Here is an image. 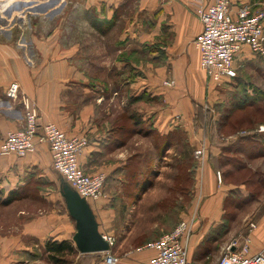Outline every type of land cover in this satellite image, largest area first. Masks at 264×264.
<instances>
[{"label":"crops","instance_id":"1","mask_svg":"<svg viewBox=\"0 0 264 264\" xmlns=\"http://www.w3.org/2000/svg\"><path fill=\"white\" fill-rule=\"evenodd\" d=\"M215 1L99 0L100 4L110 9L108 20L116 12L119 16L125 9L128 12L124 21L126 26L122 28V41L118 43L121 45L119 53L127 56L116 61L118 78L115 80H98L81 66L84 56L77 48L74 51L64 50L68 44L57 34L63 31V25H55L53 28L57 33L50 38L35 41L34 47L38 48L40 58L36 64L32 61V65L21 54L18 44L17 47L0 40V145L8 132L25 127L21 102L7 96L8 88L16 82L23 93L37 102L41 124L54 123L68 136L88 140L79 159L85 173H104L108 187L114 181L123 182L130 163L137 160L143 164L134 190L136 193L143 190L146 177L157 174L159 167L156 163L165 158L169 146L165 147V153L159 144L152 154L143 150L129 151L127 132L124 138L119 130L129 122L122 119L129 109V99H138L136 104L141 106V109L138 108L141 113L139 118L150 121L149 126L144 124L146 128L151 127L166 140L175 135L179 128L188 126L178 117L186 120L192 115L194 107L203 105L205 99H216L218 94L223 97L230 94L231 101L239 99L236 95L242 85L241 68L248 69L251 75L264 69L263 61L245 47L235 59L237 76L222 80L223 84H227L235 79L234 90L206 91L207 77L195 45V39L202 31L195 7L198 3L212 4ZM251 1L256 0H228L233 14L240 5H250ZM94 4H88V8L96 7ZM96 20L92 21V26L98 31ZM133 53L137 56L135 62L128 58ZM123 78L127 80L123 81ZM167 78L175 81L177 87L170 89L163 86L162 81ZM116 82H119V86ZM243 83L248 89L254 86L249 81ZM248 94L251 96L253 91L249 89ZM117 96H120L118 111L124 113L110 120L111 116H116L111 112H118L112 108V101ZM107 100L110 101L109 107L103 106ZM145 126L135 127L140 129ZM138 138L143 139L145 135ZM213 149L207 150V162L200 170V198L193 205L190 202V209L184 212L183 221L192 225L188 252L194 264H216L228 251H240L245 245H248L251 254L258 253L264 247V207L258 201L253 202L256 206L251 207L247 215L241 217L238 212L236 218L226 220L230 197L237 193L247 194L244 186L218 181L217 172L220 169L215 168L213 161L224 156V153L222 148ZM32 176L40 179L42 187L46 188L44 191L38 190V200L27 197L34 185ZM59 176L52 166L49 147L45 144H40L34 153L25 157L0 155V210L13 211L17 221L7 228V232H0V264H62L66 255H71V264H107L102 253L82 254L76 248L73 240L76 224L61 194L65 182ZM59 185L61 197L55 193L50 195L49 186L55 188ZM136 195L138 197L139 193ZM7 198L13 200L5 204ZM105 199L88 201L100 233L114 236L118 231L130 230L127 218L122 219L114 205L108 208V199ZM172 230L162 228L155 239ZM49 241H67L73 246L72 252L53 251L46 247ZM117 255L120 257L117 264H150L154 252L140 248L117 252Z\"/></svg>","mask_w":264,"mask_h":264},{"label":"rangeland","instance_id":"2","mask_svg":"<svg viewBox=\"0 0 264 264\" xmlns=\"http://www.w3.org/2000/svg\"><path fill=\"white\" fill-rule=\"evenodd\" d=\"M90 3H96L94 4L96 7L91 6L89 9L88 4ZM250 5L253 12L264 11V0L251 1ZM126 13L128 12L125 9L120 16L118 15L111 31L104 34L92 26L94 19L108 21L109 18L110 9L100 4L99 0H15L5 10L0 4V40L10 42L15 46L18 44L19 47H17L21 54L32 65V61L36 64L40 58L38 48L34 47L35 41L50 38L57 33L53 27L63 25V31L57 34L63 42L68 44L64 50L74 51L77 48L84 56L81 66L98 80L107 81L108 78L115 80L118 78L116 61L125 59L127 56L125 53H119L121 45L118 44L122 41V28L126 26L124 23L128 17ZM128 58L135 62L137 56L133 53L129 54ZM240 70L242 85L240 89H237L236 95L237 98L240 97L239 99L234 98L231 101L230 94H226L224 97L218 94L216 99L208 98L200 107L195 106L192 115L190 114L186 120H182L185 119L182 116L178 117H181L179 120L185 121L188 126L179 128L175 132L176 134L171 137L169 149L166 153L164 152L165 158L162 157L161 161L156 163L159 167L157 174L153 177L151 175V178L146 177L145 187L138 192V197L137 191L134 190V183L140 177L143 163L137 160L130 163L128 175L123 179V182L117 180L105 187L104 195L98 201L107 198L108 208L114 205L119 216L122 219L127 218L126 223H130V230L128 228L126 232L118 231L114 234V237L117 238L114 247L115 255L117 252L125 253L142 249L156 240V235L162 228L166 231L170 228L172 230L183 222L184 212L190 209V202L193 205L200 198L199 189L202 185L200 170L206 164L207 150L211 148L216 151L218 147L222 149L225 147L227 152L226 156L221 155L219 159L213 161L215 168L220 169L218 172L221 173L222 182L241 184L245 187L247 196L244 193H237L230 197L227 210L230 215H233L232 219L236 218L238 212L241 217L247 215L252 210L251 207L256 206V203H253L255 201L264 207V69H259L257 70L259 74L256 72L252 75L248 69L241 68ZM206 77V91L228 92L234 90L235 79L223 84L222 81H213L207 74ZM169 79L162 81L163 86L170 89L176 88L175 81ZM243 81L254 84L253 88H249L250 91H253L251 96L248 94L249 89L243 85ZM14 84L18 83L14 82ZM19 89L21 91V88ZM29 98L35 102L40 119L37 102L32 97L29 96ZM13 100L20 101L18 98ZM119 100L120 96H117L112 101V108L115 111L119 109ZM109 102L108 100L103 102V106L109 107ZM238 104L246 106L233 110ZM137 108L141 109V106L132 105L130 111ZM111 113L116 116H111L109 119L114 120L124 112L119 110L117 113L113 111ZM189 125L192 126V129ZM56 127L58 126L56 125ZM123 127L126 128L128 148L131 152L143 150L152 154L163 138L156 131H153V137L149 135L143 139L138 138L141 134L133 132L130 121L123 124ZM130 129L133 132L131 135L128 134ZM125 136L124 132L123 137L125 138ZM230 141L234 142L230 143ZM137 142L139 146H136ZM43 144L49 147L47 143ZM232 145L234 148H242L245 153L233 152L235 150L231 148L229 150L228 148ZM201 150H203V155L198 157L196 152ZM254 154L260 156L257 155L254 158ZM35 177H31V182L34 185L27 197L38 200L40 199L38 190L44 191L46 188L42 187L41 180ZM59 177L62 178L61 175ZM246 181L248 182L246 183ZM60 188V185L55 188L49 186L48 192L50 195L55 193L60 196ZM249 193L256 194L255 200L250 204L245 203V199L250 198ZM235 203L240 205L237 207L238 209L233 208ZM0 217L1 233L7 232V228L17 222L11 210L1 209ZM239 226L238 224V228ZM117 257L120 259L118 255ZM70 259H72L71 255H66L62 264H71Z\"/></svg>","mask_w":264,"mask_h":264},{"label":"built area","instance_id":"3","mask_svg":"<svg viewBox=\"0 0 264 264\" xmlns=\"http://www.w3.org/2000/svg\"><path fill=\"white\" fill-rule=\"evenodd\" d=\"M195 12L202 23L195 45L200 52L201 66L213 81L221 82L224 78L237 76L235 59L245 47L264 63V11L253 12L251 5L242 4L233 14L228 0H216L212 4L198 3ZM19 88L18 84H11L7 96L20 99L25 128L6 134L0 145V155L25 157L34 153L40 144L47 143L53 168L64 182L86 201L100 199L104 195L107 176L104 173L87 174L79 164L88 140L68 137L52 123L41 124L35 102ZM202 151L196 155H203ZM217 179L222 182L220 172ZM191 235L192 225L183 221L142 249L154 252L150 264H194L188 252ZM103 237L110 246L109 251L102 253L103 260L107 264H117L120 259L114 254L116 238L111 235ZM216 264H264V247L256 254L249 253L248 245L240 251H228Z\"/></svg>","mask_w":264,"mask_h":264},{"label":"water","instance_id":"4","mask_svg":"<svg viewBox=\"0 0 264 264\" xmlns=\"http://www.w3.org/2000/svg\"><path fill=\"white\" fill-rule=\"evenodd\" d=\"M69 215L76 224L73 237L78 251L82 254L104 253L110 246L99 231L96 217L85 199L79 196L67 183L61 188Z\"/></svg>","mask_w":264,"mask_h":264},{"label":"trees","instance_id":"5","mask_svg":"<svg viewBox=\"0 0 264 264\" xmlns=\"http://www.w3.org/2000/svg\"><path fill=\"white\" fill-rule=\"evenodd\" d=\"M117 17H118V14L116 12V13H114V16L110 20H108V21H101L100 19L99 20H96V24H97V27L100 30V32H102L104 34H107L108 32H110L111 29H112V27L115 24V21H116ZM126 61H127V59H126ZM125 80H127V79L123 78V81H125ZM116 84L119 86V82H116ZM129 100H130L129 101V103H130L129 104V109H128L127 112H125L122 115V119H125V120L130 121L131 126H132V124H134V127L132 126L133 132H135V133L138 132L139 134L145 135L147 137H149V135H152V137H153L154 136V133H153L154 130L150 129L151 127L149 129L146 128V126H149L150 125L149 124L150 121H148V120H145V121L143 120L142 121L141 120L142 118H139V116H140L141 113L138 111L139 110L138 108L130 111L131 108H132V105H135L136 104V100H138V99H131L130 98ZM245 106H246L245 104H243V105L238 104V105H236L234 107L233 110L241 109V108H243ZM120 119H121V117H120ZM118 122H119V120H118ZM135 126H145V127L138 129ZM119 130L121 132H123V133L124 132L126 133V128H124V127L123 128H120ZM143 130H145V132ZM133 132L130 129L128 134L131 135ZM163 138H161V141H160L161 143H158V144L163 149V152H165L167 150L165 147H168L170 145L171 138L167 137L166 140H163ZM232 142H234V141H230V143H232ZM230 148L233 149V150H235L233 152H243V154L245 153L242 148H234L233 145H232V147H229L228 149L231 150ZM222 150H223L224 156H226L227 155V152L225 151V147ZM257 155H259V154H257ZM137 182H139L138 179H137ZM247 182L248 181H246V183ZM243 184L245 185V183H243ZM106 185H107V178H106V183H105L104 189H105ZM249 195H250V198L249 197H248V199L246 198L245 199L246 200L245 203H250V202L254 201L255 198H256V194H254V193H249ZM12 200H13V198H10V199L7 198L4 203L5 204H9V202L12 201ZM237 207H238V204L237 205L235 204L233 208H237ZM228 217H229V219H232L233 218V215H230L228 213V210H227V207H226V220H229V219H227ZM46 247L49 248V249H52L53 251H57L58 253L63 252V251H70V252H72V249H73V246L69 242H67V241L60 242V243L59 242H56V241L55 242L49 241L47 243Z\"/></svg>","mask_w":264,"mask_h":264},{"label":"bare ground","instance_id":"6","mask_svg":"<svg viewBox=\"0 0 264 264\" xmlns=\"http://www.w3.org/2000/svg\"><path fill=\"white\" fill-rule=\"evenodd\" d=\"M15 0H0V4L3 8V10H5L6 8H8L12 2H14ZM23 5V4H22Z\"/></svg>","mask_w":264,"mask_h":264}]
</instances>
